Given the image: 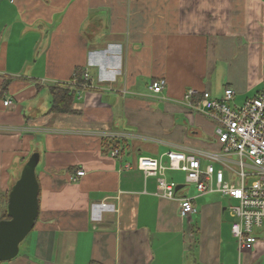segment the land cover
I'll list each match as a JSON object with an SVG mask.
<instances>
[{
	"label": "crops",
	"instance_id": "obj_1",
	"mask_svg": "<svg viewBox=\"0 0 264 264\" xmlns=\"http://www.w3.org/2000/svg\"><path fill=\"white\" fill-rule=\"evenodd\" d=\"M77 67L89 83L75 112L52 113L50 87L70 84ZM161 78L157 94L149 86ZM262 83L264 0H0V193L40 155L38 220L2 264H264V227L242 250L232 199L195 190L198 213L185 218L157 176L134 168L169 151L219 152L216 124L187 94L232 88L237 107ZM100 200L116 212L94 223Z\"/></svg>",
	"mask_w": 264,
	"mask_h": 264
},
{
	"label": "built area",
	"instance_id": "obj_2",
	"mask_svg": "<svg viewBox=\"0 0 264 264\" xmlns=\"http://www.w3.org/2000/svg\"><path fill=\"white\" fill-rule=\"evenodd\" d=\"M165 86L166 80L161 78L149 89L159 94ZM196 95L198 99H194ZM234 97V90L228 88L221 99L213 98L209 91L201 95L190 91L185 98L190 109L206 114L216 124L219 152L169 151L162 159L141 157L134 168L157 176L159 196L177 199L185 218L198 213L195 197L177 195L185 185L177 189L182 184L166 178L169 170L184 172L185 182L192 184L200 196L216 193L232 199L234 203L228 207L233 218L232 234L242 250H252L258 242L257 231L264 227V90L237 107L230 103ZM4 104L8 106L11 101L5 100ZM110 155L119 158L120 147L111 149ZM124 168L133 167L126 164ZM85 173L77 171L73 181ZM107 212H116L115 204L108 200L92 202L94 223L101 222Z\"/></svg>",
	"mask_w": 264,
	"mask_h": 264
},
{
	"label": "water",
	"instance_id": "obj_3",
	"mask_svg": "<svg viewBox=\"0 0 264 264\" xmlns=\"http://www.w3.org/2000/svg\"><path fill=\"white\" fill-rule=\"evenodd\" d=\"M40 155L33 153L20 177L11 187L8 201L10 219L0 221V264L18 256L20 245L35 226L39 214L40 185L36 167ZM179 185L177 189L182 188Z\"/></svg>",
	"mask_w": 264,
	"mask_h": 264
},
{
	"label": "trees",
	"instance_id": "obj_4",
	"mask_svg": "<svg viewBox=\"0 0 264 264\" xmlns=\"http://www.w3.org/2000/svg\"><path fill=\"white\" fill-rule=\"evenodd\" d=\"M88 83L89 81L85 78L84 70L80 67L75 68L70 84H56L50 87V92L52 96L50 111L52 113L60 114L74 113L75 110L73 109V103L76 99V94L79 89L85 87ZM105 145H107L110 150L113 148L120 147L121 141L113 139L112 141L108 142L106 140ZM10 190L4 193H0V221L10 219V215L8 213V201Z\"/></svg>",
	"mask_w": 264,
	"mask_h": 264
},
{
	"label": "rangeland",
	"instance_id": "obj_5",
	"mask_svg": "<svg viewBox=\"0 0 264 264\" xmlns=\"http://www.w3.org/2000/svg\"><path fill=\"white\" fill-rule=\"evenodd\" d=\"M26 24H27V22H26ZM10 33H11L10 25H8L7 27H4V28L1 29L2 36H6V34H7L8 39L10 38ZM13 45H11V46H13ZM28 71H29V64L28 65H24V67L22 69V72L20 71V74H25L26 72L28 73ZM6 83H7V81L4 82V84H6ZM262 86L264 87V83H262L260 87H262ZM221 88H222V91H223L224 90V85L223 84H221ZM251 91L252 92H251L250 96H253L256 93L257 90H255L253 88V90H251ZM230 103L233 106L234 103L232 101ZM166 176H168V178H170V179L175 180L179 184L185 185L178 192V194H177L178 196L183 195V194L190 195L191 193H194V191L196 190L195 187L192 184H188V183L185 182V173L184 172H181V171H168ZM230 202H231V200H230ZM233 203H234V201L231 202V204H233Z\"/></svg>",
	"mask_w": 264,
	"mask_h": 264
}]
</instances>
